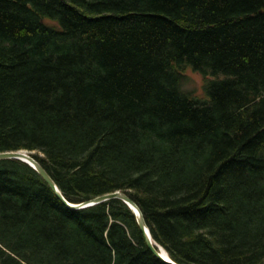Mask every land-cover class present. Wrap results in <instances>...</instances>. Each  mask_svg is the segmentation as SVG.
I'll return each mask as SVG.
<instances>
[{"label": "trees", "instance_id": "1", "mask_svg": "<svg viewBox=\"0 0 264 264\" xmlns=\"http://www.w3.org/2000/svg\"><path fill=\"white\" fill-rule=\"evenodd\" d=\"M23 150L72 204L130 196L177 264H264V0H0V153ZM0 264L167 263L123 201L69 208L9 159Z\"/></svg>", "mask_w": 264, "mask_h": 264}, {"label": "water", "instance_id": "2", "mask_svg": "<svg viewBox=\"0 0 264 264\" xmlns=\"http://www.w3.org/2000/svg\"><path fill=\"white\" fill-rule=\"evenodd\" d=\"M19 160L26 164H28L30 167H32L34 170L38 172V174L43 178V180L54 190L58 198H60L69 208L72 209H83L87 207H92L101 203L108 202L110 200L118 199L123 201L125 204L128 205V207L132 210L134 213L138 225L143 233L144 241L149 250L160 260L167 264H177L175 263L167 251L158 244L150 231V228L145 220L144 214L140 207L136 204V202L130 198L127 194L117 191L115 193L107 194L101 197H98L96 199L81 203V204H72L64 197L62 192L60 191L59 187L53 180V178L50 176V174L47 172V170L30 154L29 151L23 150V151H17V152H3L0 153V161L2 160ZM161 248L166 253V256H164L161 252Z\"/></svg>", "mask_w": 264, "mask_h": 264}, {"label": "rangeland", "instance_id": "3", "mask_svg": "<svg viewBox=\"0 0 264 264\" xmlns=\"http://www.w3.org/2000/svg\"><path fill=\"white\" fill-rule=\"evenodd\" d=\"M186 79L182 83V90L186 93H193L194 97L200 100H207L208 95L205 90V83L208 80L215 79L213 76H209L208 78L203 77L200 73L195 72L192 67H187L185 72ZM220 75L219 77H222Z\"/></svg>", "mask_w": 264, "mask_h": 264}, {"label": "bare ground", "instance_id": "4", "mask_svg": "<svg viewBox=\"0 0 264 264\" xmlns=\"http://www.w3.org/2000/svg\"><path fill=\"white\" fill-rule=\"evenodd\" d=\"M161 252L164 256H166V253L164 252V250L161 248Z\"/></svg>", "mask_w": 264, "mask_h": 264}]
</instances>
